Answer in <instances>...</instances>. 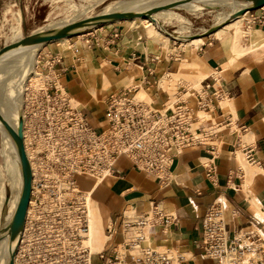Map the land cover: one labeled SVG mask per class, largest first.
I'll use <instances>...</instances> for the list:
<instances>
[{
    "label": "crops",
    "instance_id": "0c3cea01",
    "mask_svg": "<svg viewBox=\"0 0 264 264\" xmlns=\"http://www.w3.org/2000/svg\"><path fill=\"white\" fill-rule=\"evenodd\" d=\"M26 3L27 0H0V48L5 45L1 42L7 24L5 11L12 5L21 10L22 30L26 35L36 32L42 19V22L48 21ZM253 13L262 15V11ZM248 27L263 33L257 44L261 46L264 43V24H248ZM96 33L100 40L93 39V45L85 44L81 57L69 56L71 52L65 54L53 43L42 46L36 51L37 70L55 73L56 78L48 80L58 88L61 83L71 98L83 105L88 122L94 128L105 127V108L80 73L79 69L84 64L101 65L110 82L105 99L108 92L112 95L124 88L134 91L133 94L146 89L151 91V96L157 94L154 103L162 106L169 95L162 90L160 76L175 72L181 59L172 54L167 56L159 42L151 43L148 36L132 27L114 24L111 29L100 27L92 35ZM212 35L198 47L197 53L214 71L201 82V89L208 88L211 94H215V115L217 122L222 123V132L207 137L198 150L178 156L171 168L173 181L168 186L134 169L125 158L119 160L115 175L98 185L92 178H78L80 190H91L92 202L101 213L106 240L109 228L117 230L114 247L119 264H141V258L137 257L139 253L133 254L136 248L126 245L132 237L123 225L129 207L135 210L132 211L135 217L150 212L155 206L174 217L167 233L162 227L144 230L145 238L141 245L149 240L152 246L147 245L145 249L165 247L179 251L184 264H216L203 255L199 246L204 219L216 204L223 210L230 239L239 233L264 236V50L257 49L254 53L246 52L234 57L235 34L227 32L221 38ZM250 41V36L242 37L244 49L249 47ZM99 76V81H102L101 73ZM2 77L0 72V84ZM185 91L188 90L181 91L177 98L184 99ZM187 103L196 108L195 98H188ZM249 150L255 162L248 160ZM212 168L215 172L209 178L208 171ZM120 247L126 252L125 257L121 256Z\"/></svg>",
    "mask_w": 264,
    "mask_h": 264
},
{
    "label": "built area",
    "instance_id": "2783aa9c",
    "mask_svg": "<svg viewBox=\"0 0 264 264\" xmlns=\"http://www.w3.org/2000/svg\"><path fill=\"white\" fill-rule=\"evenodd\" d=\"M259 11L262 15L248 13L249 25L264 24V7ZM133 92L124 88L110 95L106 125L94 128L83 109L53 81L23 89L24 135L29 136L34 153L33 181L15 264H119L116 228L107 230L106 246L98 253L87 244L92 195L79 189L78 178L112 177L119 160L125 158L134 169L168 186L173 181L174 160L186 151L198 150L207 137L223 130L215 115V94L208 88L190 95L185 91L184 99L177 98L167 108L139 100ZM188 98H195L196 108L188 105ZM247 152L248 160L255 162L251 150ZM214 172V168L208 171V177ZM130 220L123 218L132 233L126 245L136 248L144 241V230L162 227L167 233L175 219L155 206ZM199 246L216 264H264V236L239 233L230 239L218 204L204 219ZM137 257L141 264H175L171 250L147 248ZM182 260L179 255L177 264H184Z\"/></svg>",
    "mask_w": 264,
    "mask_h": 264
},
{
    "label": "bare ground",
    "instance_id": "6f19581e",
    "mask_svg": "<svg viewBox=\"0 0 264 264\" xmlns=\"http://www.w3.org/2000/svg\"><path fill=\"white\" fill-rule=\"evenodd\" d=\"M94 1H95L94 2L95 4L93 6H96V7L103 6L106 2L109 1V3H107L99 11V13H97V14H107V13H113V12L148 11V10L157 8L158 6L169 4V2H176L179 0H94ZM199 2H209L210 5H204ZM228 2H231V0H193L187 3H183L181 5H178L172 9L162 10L160 12H157L154 15V19L157 22L161 21L162 24L163 22L171 24L174 21L187 23L188 19H186L179 12H177L178 10H186L193 14H197V13H201L205 11V9H213L214 8L213 6L223 5ZM245 6H246V3L243 2L242 4L234 5V7L229 12L228 11L226 12L225 10L227 8L225 9L224 7H223L224 9L215 10L217 13L216 16L220 18V22H223V25L218 30H216L213 33V35L216 36L217 38H221L227 32H233L235 34L236 39L234 40L235 43L232 49L234 57L235 56L239 57L242 54L245 55L246 52L254 53L257 49H264V43H262L261 46L257 45L263 33L260 31H254L250 29L248 26H246L245 24V22L248 20L247 17H249L248 13L241 15L239 18H237L235 21L229 24H224V22L227 20V18L230 15L240 11ZM90 7H83L81 10H78L74 6V11L77 12L78 14H76L73 17L71 16L70 18H65L62 21L53 22L47 26H43L39 28L36 32L46 30L49 28L61 27V26L79 21L81 20L80 17L85 15L87 13V10ZM89 17L90 16H86L85 18H89ZM4 18H5V22L9 25V28L12 32L10 43L16 42L19 39H21L23 37L22 35V14H21V10L19 9V7L17 5H12L11 7L7 8V10L5 11ZM124 21H128L129 23L131 22V24H135V25L138 23L145 24L148 30L147 34L149 37V41L151 43L160 42L162 40H165L166 42H168L171 39L169 36L165 35L160 30V28H158V24L155 23L152 19L135 18L133 20H124ZM108 25H111V24H108ZM185 28H188V27L187 26L180 27V31L178 30L177 32L182 33L183 29ZM180 36L186 38L181 42V47H180L183 53V56L180 58L181 59L180 64L178 65V70L176 72L167 73V74H163L160 76V85L163 87L162 90L163 89L167 90L172 85H173L172 87H174V85H176L174 83L181 80L185 76H191L197 80L203 81L207 77H209L208 74L211 71H213V69H211L207 64L203 62V60L198 56V53H197L199 45L205 44L209 36H202V35L196 36L195 34L194 35L193 34L192 35L180 34ZM243 36H250L251 38L249 47L247 49H244L242 45ZM68 41H69V38H65V39L58 41L57 43L65 44ZM39 48L41 47H30V48L17 49V50H14L8 53L7 55L3 56L0 59V72L3 76L1 80V84H0V87H1L0 88V110L3 113L7 122L15 130L17 129L19 125V117L21 115L20 112H21V107L23 105V98H22L23 89L25 90V87H28L31 81H33V83H41L47 80V78L50 77L51 75L55 76V73H53L52 71L49 73H44V72H39L37 70V66L39 65V62L37 61L38 53H36V51H38ZM252 56H257V55L253 54ZM102 61L103 59L101 58L100 62ZM94 64L91 66L84 64L82 67H80L79 70H80V73L83 74L88 88L98 98L97 100H99L100 103H103L104 96L109 88L110 82L108 81L107 77L104 76V81H103L104 87L101 88V87L96 86L94 79H93V75H92L93 73L92 68L94 67ZM229 64L230 63H228V65ZM228 65L225 66V68L228 67ZM99 68L100 70H102L101 65H99ZM200 86H201V83H200ZM59 88L61 90H64V87L61 83L59 84ZM139 91L140 92H137L138 93L137 96L140 94H144V96L143 97L140 96L141 99L136 96L138 99L144 100V99L151 98L152 93L150 90L142 89ZM73 102L77 107L82 105L77 99H73ZM0 129L3 134L2 140L4 141V150H5V154L7 157L6 168H7L8 175L10 176V182L15 192V197L12 198L10 201H8V196L6 195V182H5L4 174L0 170V212H1L3 209V206L7 204L11 207H15V210H16L17 205L19 203L22 186H23V177H22V169H21V164H20L16 145L13 139L10 137V135L7 133V131L4 129L2 125H0ZM24 143H25V149H26V153L28 156V160L30 162L31 169H32V166H33L32 158H33L34 153L31 148V140L29 139V136L27 134L24 135ZM32 174H33V169H32ZM109 177L111 176L103 175L101 178L94 179V180L98 185L99 183L104 182ZM90 191L87 192V194H92ZM92 198L93 197L91 196L89 200L91 227H90L89 241L87 244L90 246L92 252L98 253L101 246L105 243L106 237H105V233L102 228V225H101V220H100L101 213L94 206L92 202ZM130 211H135V210H132V208L129 207L125 214L127 215L128 218H134L133 216H131L132 214H129ZM131 213H134V212H131ZM0 229H1V218H0ZM10 255H11V249L9 248L7 238H5L4 243L0 246V262L2 261L3 264H8L10 260Z\"/></svg>",
    "mask_w": 264,
    "mask_h": 264
},
{
    "label": "rangeland",
    "instance_id": "374dc122",
    "mask_svg": "<svg viewBox=\"0 0 264 264\" xmlns=\"http://www.w3.org/2000/svg\"><path fill=\"white\" fill-rule=\"evenodd\" d=\"M94 2H95L94 0H32V1L27 0L26 5L34 7L35 12L37 14L39 13L38 16H41L42 18L48 19L47 22H42L43 19H42V21L38 22L37 27L40 28L43 26H47L53 22H59L65 18H70L71 16L72 17L75 16L78 13L74 11V6L78 10H81L83 7L92 6L87 10V13L85 15L80 17L82 20V19H85L86 16H90V17L95 16L97 13H99V11L107 3H109V1H108L103 6L96 7V6H93L95 4ZM169 3H172V2H169ZM199 3L204 4V5H210L209 2H199ZM242 3H243V1H240V0H231V2H228V3L223 4V5H218V6L212 5L214 7L213 9H205V11H203L201 13H197V14H193V13L188 12L186 10H178L177 12H179L182 16H184L186 19H188V22L190 24L188 22H187L188 23L187 24L186 22L182 23V22H176V21H174L171 24L165 23V22H163V24H162L161 21H159V22L167 29L168 32L172 33L173 35H177L179 37H182V36H180V34H182V35H192V34L194 35L195 34L196 36H199V35L204 34L208 29H210L213 26H222L223 25V22H220V18L216 16L217 13L215 10L227 8L225 11L229 12L234 7V5H239ZM27 9H29V7H27ZM247 22L248 21L245 22L246 26H248ZM114 24H121V25L126 26V27L135 28V29L139 30L142 35L148 36L147 27L143 23H138L135 25V24H131V22L129 23L128 21H120V22L114 23ZM114 24L106 25V26H107V28L111 29L114 26ZM183 26H187L188 28L183 29L182 33H180V32L178 33L177 31L178 30L180 31V27H183ZM158 28H159V26H158ZM97 29L98 28L82 32L81 34L77 35L76 37L69 39V41L65 44L53 43L54 47L55 48H61L63 50V52H65V54H68L69 52H71V55H69V56L81 57V56H83L82 50H83V46H85V44H87V46L93 45V39L94 40L95 39L100 40L99 35H97V33L92 35V32H95ZM100 32L101 31H98L99 34H100ZM22 35H23V37L26 35L24 30H22ZM93 36H95V37L93 38ZM11 37H12V32L9 28V25L5 24L4 30L2 32L1 42L3 44H9ZM182 38L183 39H181L179 41H175L176 44H174V42L171 41V39L168 42H166L165 40H162L159 43L163 47L167 56L172 54V55H175L176 58H181L183 56V53L180 49L181 42L184 39H186L185 37H182ZM262 50H264V49H262ZM167 58H169V57H167ZM178 63H179V61H178ZM92 69H93L92 75H93V79H94L96 86L101 87V88L104 87V82H103L104 81V74H103V71L100 70L99 65L94 64V67ZM177 70H178V68H177ZM172 71H174V70H171V72ZM99 73H101V80L102 81H99V79H98ZM213 73H214V71H211L208 74V76H210ZM51 78H52V80H54L56 77L54 75H51L50 77L47 78V80L51 79ZM201 82H202V80H197L191 76L183 77L181 80L174 83V84H176V85H174V87H172L173 86L172 85L167 90H165L166 93L169 95V99L164 100L163 105H165L166 108L172 106L175 102H177V95H179L181 93V91H183L184 89L188 90L189 95L194 94L196 92H200L201 91V86H200ZM41 83H43V82H41ZM37 84H39V83H33V81H31V83H30V85H32V86L37 85ZM131 87H132V85L129 88H131ZM110 94L111 93L108 92V94H106V99L104 96V102L100 103L102 106H104V108L106 107V102H107L108 96ZM140 96L143 97L144 94H140L137 97L141 99ZM145 98H147V97H145ZM156 98H157V94L156 95L154 94L151 96V98L144 99L142 101H145L146 103H151L152 101H155ZM172 101H174V102H172ZM80 107L82 108L83 105H80ZM199 115L202 116L203 114H199ZM2 135L3 134H2V131L0 129V170L4 174V178H5V182H6V195L8 196V201H10L12 198L15 197V192L13 190L12 184L10 182V176L8 175L7 168H6L7 157H6L5 150H4V141L2 140L3 139ZM131 212L132 211H130L129 214H132V215L135 214V213H131ZM14 213H15V207H11L8 204L3 206V209L0 212L1 228L6 226L11 221ZM133 217L134 218H131L130 221L135 220L136 217L134 215H133ZM4 240H5V238L0 242V246L4 243ZM149 242L150 241L148 240V243H145L146 245L144 244V245H141L140 247H136V251L133 254L141 253L146 248L145 246H147V245L152 246L151 243H149ZM103 246H104V244L101 246L99 251L102 250ZM155 249H159L160 251H163V250H167L168 248L162 247V248H155ZM119 252H120L122 257H125L126 252L123 251L122 247L119 248ZM171 254L174 255L175 264H177L178 263L177 257L181 253L179 251H176V250H171Z\"/></svg>",
    "mask_w": 264,
    "mask_h": 264
},
{
    "label": "water",
    "instance_id": "95a60500",
    "mask_svg": "<svg viewBox=\"0 0 264 264\" xmlns=\"http://www.w3.org/2000/svg\"><path fill=\"white\" fill-rule=\"evenodd\" d=\"M193 0H179L172 2L163 6H158L152 10L148 11H128V12H113L107 14H97L95 16L85 18L61 27L49 28L46 30L34 32L29 35H25L16 42L5 44L0 48V59L7 55L8 53L21 49L30 47H42L47 44L56 43L65 38H73L82 32L92 30L95 28L103 27L108 24H114L124 20H133L135 18H149L158 24L160 30L167 36H169L174 41H179L183 39L177 35H173L168 32L167 29L154 19V15L162 10H169L175 8L178 5L187 3ZM246 3V6L240 11L230 15L224 24H229L239 18L241 15L258 11L264 7V0H240ZM221 26H213L208 29L202 36H210ZM19 117V125L15 130L5 119L3 113L0 110V125L4 127L10 137L13 139L17 152L19 155V160L22 169L23 186L20 194L19 203L13 215L11 221L4 227L0 229V242L7 238L9 248L11 249L10 260L8 264H15V256L21 241V237L24 231L25 220L27 216V211L31 199L32 193V180L33 174L30 162L25 149L24 143V118L23 110L21 107Z\"/></svg>",
    "mask_w": 264,
    "mask_h": 264
}]
</instances>
